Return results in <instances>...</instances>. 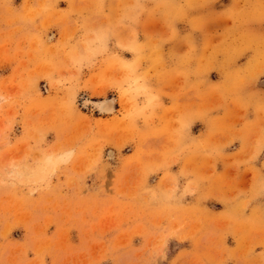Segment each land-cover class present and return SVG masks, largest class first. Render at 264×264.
<instances>
[{
    "label": "rangeland",
    "instance_id": "374dc122",
    "mask_svg": "<svg viewBox=\"0 0 264 264\" xmlns=\"http://www.w3.org/2000/svg\"><path fill=\"white\" fill-rule=\"evenodd\" d=\"M210 1L204 22L0 0V264H239L264 242V0Z\"/></svg>",
    "mask_w": 264,
    "mask_h": 264
},
{
    "label": "crops",
    "instance_id": "0c3cea01",
    "mask_svg": "<svg viewBox=\"0 0 264 264\" xmlns=\"http://www.w3.org/2000/svg\"><path fill=\"white\" fill-rule=\"evenodd\" d=\"M204 1H207L206 2L207 5H205L206 3H204V4L200 5V6H202V8L198 7L196 10H189L187 8L189 6V3H190V2L188 3V0H176V3L178 6L181 7V9L186 10L187 16L189 17L190 20L196 21V20L202 18V20L204 22H210L211 20H213L214 15H215L214 2L210 1V0H204ZM191 2H193V1L191 0ZM203 5H205V6H203ZM181 12H182V10H181ZM248 68H249V65L246 63L243 65V67H241V70H248ZM260 81H262V79ZM263 92H264V90H263ZM263 96H264V93L262 94V96L260 98H264ZM198 100L200 102H202L200 99H198ZM257 101L258 100H255V102H257ZM229 247H230V249L231 248L233 249V248H235V245L234 246L230 245ZM249 261L255 262L254 264H258L257 262H259V261H264V242H255L253 254L249 257V260L248 259L246 260V258L244 256L239 261V264H249Z\"/></svg>",
    "mask_w": 264,
    "mask_h": 264
},
{
    "label": "bare ground",
    "instance_id": "6f19581e",
    "mask_svg": "<svg viewBox=\"0 0 264 264\" xmlns=\"http://www.w3.org/2000/svg\"><path fill=\"white\" fill-rule=\"evenodd\" d=\"M87 103V102H86ZM99 114L101 115H114L116 112L117 101L113 98L100 100L96 103Z\"/></svg>",
    "mask_w": 264,
    "mask_h": 264
}]
</instances>
